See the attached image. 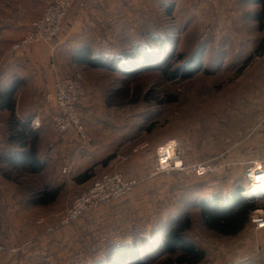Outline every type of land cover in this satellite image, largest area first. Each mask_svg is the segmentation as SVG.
<instances>
[{"label": "rangeland", "instance_id": "rangeland-1", "mask_svg": "<svg viewBox=\"0 0 264 264\" xmlns=\"http://www.w3.org/2000/svg\"><path fill=\"white\" fill-rule=\"evenodd\" d=\"M154 3L149 12L144 9L137 12L139 21L137 24L132 22L131 38L116 36L112 49L132 52L134 46H130V39L144 43L147 36L142 39L139 35L149 28L160 29L158 33L163 35V39H168L165 50L154 49L152 41L147 38L151 48L143 61L140 60L143 57L141 51H133V55L139 56L133 58V62L126 57L119 58L122 64L112 59L105 62V52H98L100 55L103 53L98 60L106 63V67L91 69L72 65L64 67L65 73L61 76L78 72L84 78L86 92L78 111L89 142H82L89 145L104 142L110 149L109 156L129 158L121 163L115 162V165L126 180L137 182L133 195L129 194L135 201L134 216L142 207L150 210L152 207L157 209L158 205L172 210L171 214L178 219L187 213L192 220L187 239L205 249L208 262L234 264L239 261L236 259L241 256V245L244 247L246 237L255 246L257 237L264 235V231H254L249 224L243 234L219 236L202 226L198 205L201 202L211 205L218 195L230 196L236 184L249 186L247 170L253 167L254 161L259 162L264 170L262 7L257 0H171L169 6L162 5L158 0ZM143 27L146 30H142ZM14 41L0 39V61L2 53ZM179 56L183 58L181 61H178ZM197 56L200 58L198 64L195 62ZM48 92H35L37 104L31 111V115L40 113V119H44L42 127L36 131H40L42 136L40 159L49 168L37 178L27 180L28 185L37 184V187L44 185L52 175L51 171L55 175L62 163L58 159L61 155L59 150L52 159L47 158L45 151L49 150L47 140L54 143L60 140L59 133L53 130L47 119L54 110L51 107L54 104L45 99ZM147 94L153 99L172 97L174 101L161 105L156 101L144 103L143 98ZM104 113L113 118L95 124V117ZM8 116L7 112L0 111V144L3 143ZM15 117L21 120L18 115ZM170 141L175 145L176 157L182 160L186 169L182 173H156L157 148ZM133 157L138 163L135 161L129 165ZM206 162H215L213 171L203 178L195 177L191 166ZM72 178L70 174L56 182L63 187V199L78 195L91 184L78 187ZM21 190L11 192L8 187L0 189V264H43L45 260L31 255L36 244L29 242V232L23 234L20 231L24 230L20 229L23 225L21 218L19 220L6 209L11 206L8 202L10 194L14 202L25 197V191ZM205 192L210 193L205 196ZM142 194L145 195V203L137 199ZM254 203L256 209H264V199ZM48 210L42 211L48 213ZM151 214L153 217L154 214ZM173 216L165 222H170ZM160 221V217L156 216L154 226L161 225L163 222ZM164 232L153 235V243L149 245L151 249L157 247ZM85 240H88L89 247L82 254L90 261L98 254H105L92 249L96 248L97 240L91 234ZM145 253L151 256L147 261L151 264H162L166 258L161 256V252L155 257L150 250ZM77 256L78 250L71 251L70 264H77Z\"/></svg>", "mask_w": 264, "mask_h": 264}, {"label": "crops", "instance_id": "crops-1", "mask_svg": "<svg viewBox=\"0 0 264 264\" xmlns=\"http://www.w3.org/2000/svg\"><path fill=\"white\" fill-rule=\"evenodd\" d=\"M47 1L0 0V39L6 42L10 40H15L14 43L17 42L23 36L30 23L42 14ZM154 1L73 0L66 16L62 33L53 42L36 43L18 50H12L13 43L1 55L0 88L20 82L23 84L15 95V115H18V118L23 122H26L29 118L41 116L40 113L31 115L33 107L37 104L35 92L44 90L52 92L58 76L65 73L63 68L72 66L70 60L66 57L65 59L56 56L57 50H61L63 55L66 56L67 54L70 57L82 46H90L94 49L93 52L96 51V53H110L112 50L114 51L112 49L114 47L112 41L118 35L124 38L129 37L132 33V26L134 25L132 22L134 21L136 23L139 21L137 12L141 9H144L146 13L147 11L149 12L152 4L153 6L155 5ZM170 1L158 0V2H161L165 6H169L171 4ZM195 3L190 2V4ZM75 24L78 25V30L74 28ZM80 32L82 36L79 35ZM51 107H53L52 104ZM98 116L99 119L97 118ZM98 116L94 119L95 124H101L113 118L109 117L107 113L99 114ZM42 120L44 121V119ZM49 121L50 116L48 117ZM49 125L51 126L50 123ZM38 132L40 133V131ZM57 135L60 137V140L57 142L54 143L51 140H47L46 142L47 146H49V150H45L47 158L52 159L54 153L59 150L61 155H59L58 159L62 162L60 170L55 175L51 171L52 175L47 180L50 184H56V182L62 180V177H67L70 174L74 178L92 167L94 177L87 183L77 185L73 182L72 178V182L75 185L83 187L89 185L96 177L104 173L108 163L105 166L101 163L110 155V149L106 148L104 142H100L99 144L95 142L94 145L85 144L72 130L66 134ZM5 141L6 131L3 134V143L0 144L1 149H6ZM41 155L42 152L39 151V156L41 157ZM135 161L138 163V160L133 157L129 161V165ZM64 167H68L69 172L62 173ZM47 170L49 168L46 165ZM0 179L2 184L0 189L2 187H8L11 192L14 191L11 183L3 178ZM134 188L135 186L129 194L133 192ZM210 192H205L203 195L206 196ZM129 194L119 200L99 206L72 225L62 227L52 234H48L44 227H31V225L35 223L34 220L38 217H45L47 224H57L62 218L65 209L64 205L61 204L63 198L60 199V202L51 205V207L23 208L20 202L11 200L13 195L10 194L8 202L11 206L6 209L11 211L10 213H14L19 220L21 218L23 225L20 229L24 230L20 231L35 232L37 245L32 248L31 255H34L37 259L41 258L45 260L48 264H70L71 251L76 249L78 250L76 263L83 264L90 261L82 254L83 250L89 247L88 240H85L89 238V234L97 240L96 248L92 249H98L104 252L110 245L123 248L127 245H133L132 239L134 236L139 238L140 236L143 238L147 237L150 229L156 227L154 226L155 223H153L156 216H159L160 222L163 223L165 219L173 216L171 214L172 210L165 209L167 207L165 206L164 208V205H158L157 209L152 207L150 210L142 207V209L135 212L136 216H134L135 201L133 196H129ZM69 199L71 200L72 197ZM137 199H141L140 201L142 203L146 202L145 195L143 194L137 197ZM46 209H49L48 213L42 211ZM151 213L154 214L153 217H151ZM38 214L40 215L38 216ZM247 225L249 224L247 223ZM247 225L240 234L246 231ZM262 231L264 230H260L259 232ZM263 237L264 235L257 237L255 246L252 245L249 237H246L247 239L244 238V247L241 245L242 250L239 249L241 250V256L236 259V261H239L234 264H264V251L260 252V245L264 243V240H262ZM31 241L29 240L30 243ZM75 246L76 248H74ZM232 251L234 249L229 250V252ZM243 252L244 256H242ZM99 256L98 254L96 258ZM211 263L210 261L208 262L207 258L206 264Z\"/></svg>", "mask_w": 264, "mask_h": 264}, {"label": "trees", "instance_id": "trees-1", "mask_svg": "<svg viewBox=\"0 0 264 264\" xmlns=\"http://www.w3.org/2000/svg\"><path fill=\"white\" fill-rule=\"evenodd\" d=\"M257 3L261 5L264 15V0H257ZM146 26L147 25H145V27ZM142 30H146V28L143 27ZM159 31L160 29L151 30L148 28L146 31H143L142 35H139V38L142 37V39L147 36L144 43L138 39H130V46H134V50H132V52H128L126 49L112 50L110 53L105 52L104 55L107 59H104V61L106 62L108 59H112L115 60L114 62L120 61L122 64L119 58L126 57L131 61L134 60L133 58H139L136 54L133 55V51H141L143 57L140 60L143 61L148 57L147 51L150 47L148 44L149 42L146 40L147 38L152 41L151 45L154 46V49H157L158 51L165 50L168 47L167 44H169L168 39H166V37L163 39V35L158 33ZM129 38L131 37H127V39ZM262 50L263 48L261 47L260 51ZM93 51L94 49L90 46H82L75 53H73L69 60L72 65L80 67L85 66L91 69L106 67L104 65L106 63L102 64V62H99L98 60L102 57L103 53L100 55L96 53V51ZM182 59L183 58L179 56L178 61H181ZM195 62L196 64L200 62L199 56L195 58ZM198 67L196 68L198 69ZM22 85L23 84L20 82L8 87L5 86L4 88H0V111H5L9 115L5 123L6 149L0 148V175L1 178L12 184L15 191H19L21 189L25 191V197L22 196L21 200H18L23 208L48 207L60 202L63 187L58 184H50L47 180H49V177L51 176L47 178L44 185L41 187H37V184H33V186H31L27 183V180L35 177L37 178L42 175V173L46 171V164L39 156V146L41 143L40 133L36 130H32L27 122H21L20 124L26 133H21L20 130L14 127V124L17 121V118L15 117V95ZM143 101L144 103L156 101L157 104L161 105L166 102H173L174 98L169 97L166 100L158 98L153 99L149 94H147L144 96ZM53 111L48 114V117L53 113ZM112 158L113 156H108L101 164L105 166ZM93 177L94 172L91 167L74 177L73 182L77 185H81L87 183ZM246 187L247 184L241 186L236 184L233 187L232 194L227 196L228 198L218 195L211 205L205 204V202L199 203V217L202 226L207 231L213 232L222 237H235L239 235L248 223V216L250 212L255 210L257 206L254 202L242 203L239 200L238 195L245 191L247 189ZM183 214L184 213H182V215ZM39 219L44 220L42 224L37 223ZM55 225L56 223L53 225L47 224L45 218L42 217L38 218L31 227H44L49 234L48 228ZM191 228L192 220L187 213H185L180 219H178V216H173L170 222H164L161 225H157L155 228H152L147 237L143 238L140 236L139 238L134 236L132 239L133 245L131 246L127 245L126 247L119 248L110 245L104 250V255H100L98 258L93 257L92 261L88 262V264H151L147 263V261H149L148 258H151L148 253H145L147 250H150V253H154L153 257L159 255V252H161V256L166 257L162 264H205L207 261L205 249L198 247L193 241L187 239V233L191 230ZM59 229L60 228L56 231ZM163 230H165V233L162 234L157 247L155 249H151L152 247H149V245L153 243L151 240ZM22 232H24L23 234L28 233L26 231ZM153 232L157 233L155 234ZM28 234H30V241L33 239L31 243H35L37 245V242L35 241V234L30 232ZM153 235L155 236L153 237ZM43 262V264H48L45 261Z\"/></svg>", "mask_w": 264, "mask_h": 264}, {"label": "built area", "instance_id": "built-area-1", "mask_svg": "<svg viewBox=\"0 0 264 264\" xmlns=\"http://www.w3.org/2000/svg\"><path fill=\"white\" fill-rule=\"evenodd\" d=\"M73 0H48L45 3L42 15L34 19L23 36L12 45V50L32 46L36 43H51L63 30L65 17L72 5ZM78 30V25H74ZM82 36V33H79ZM57 56H65L61 50L56 51ZM67 59L69 55L65 56ZM84 78L81 73H74L71 76H60L54 83L52 92L47 93L45 99L53 103V113L50 115V123L53 130L59 134H66L71 130L84 142H89L85 134V126L78 111V105L85 95ZM264 94V85L262 87ZM17 120V119H16ZM22 120H17L14 127L21 133L26 131L20 126ZM32 130L41 128L42 121L39 116L29 118L26 121ZM86 142V143H87ZM156 173L171 174L173 172H184L186 167L176 154L175 145L167 142L157 148ZM129 159L128 157H114L108 164V170L96 177L89 187L81 191L78 195L61 200L64 205V213L58 224L48 228L49 233L55 232L58 228L71 225L81 217L90 213L94 209L106 203L119 200L131 192L135 186L134 181L126 180L119 172L115 162L121 163ZM121 161V162H120ZM253 167L247 171L249 186L264 183V170L259 162L254 161ZM214 168V164L206 162L195 164L191 169L198 177L209 175ZM68 167H64L62 173L69 172ZM248 189V187H247ZM242 195V193H241ZM242 203H253L264 199V196L245 201L241 197ZM43 219L37 221L43 223ZM248 224L254 231L264 230V209H255L248 216ZM260 252L264 251V243L260 245Z\"/></svg>", "mask_w": 264, "mask_h": 264}, {"label": "bare ground", "instance_id": "bare-ground-1", "mask_svg": "<svg viewBox=\"0 0 264 264\" xmlns=\"http://www.w3.org/2000/svg\"><path fill=\"white\" fill-rule=\"evenodd\" d=\"M247 187L248 189L241 192L242 195L241 193L238 195L240 201L242 200L241 197H243V199L247 201L253 198H259L261 196H264V183H260L258 185H253V186H247Z\"/></svg>", "mask_w": 264, "mask_h": 264}]
</instances>
